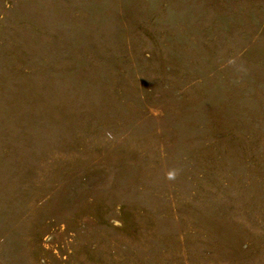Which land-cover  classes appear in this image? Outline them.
<instances>
[{
	"label": "rangeland",
	"instance_id": "1",
	"mask_svg": "<svg viewBox=\"0 0 264 264\" xmlns=\"http://www.w3.org/2000/svg\"><path fill=\"white\" fill-rule=\"evenodd\" d=\"M0 264H264V0H0Z\"/></svg>",
	"mask_w": 264,
	"mask_h": 264
},
{
	"label": "clouds",
	"instance_id": "2",
	"mask_svg": "<svg viewBox=\"0 0 264 264\" xmlns=\"http://www.w3.org/2000/svg\"><path fill=\"white\" fill-rule=\"evenodd\" d=\"M169 177H170V178L172 177V174H171V173L169 174Z\"/></svg>",
	"mask_w": 264,
	"mask_h": 264
}]
</instances>
